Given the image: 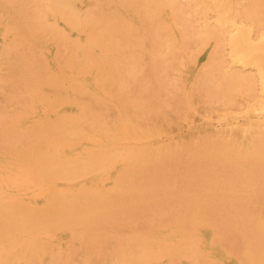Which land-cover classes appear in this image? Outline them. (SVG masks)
Here are the masks:
<instances>
[{
  "label": "bare ground",
  "instance_id": "bare-ground-1",
  "mask_svg": "<svg viewBox=\"0 0 264 264\" xmlns=\"http://www.w3.org/2000/svg\"><path fill=\"white\" fill-rule=\"evenodd\" d=\"M25 1L24 20L50 13L77 39L54 64L14 46L0 77L29 103L0 105V264H264V0ZM194 43L212 51L181 96L244 115L173 144L154 123Z\"/></svg>",
  "mask_w": 264,
  "mask_h": 264
},
{
  "label": "rangeland",
  "instance_id": "rangeland-1",
  "mask_svg": "<svg viewBox=\"0 0 264 264\" xmlns=\"http://www.w3.org/2000/svg\"><path fill=\"white\" fill-rule=\"evenodd\" d=\"M17 1H19V0H17ZM17 1L0 0V62H1L0 63V77L3 76V78L7 79V82L11 81V77H10L11 74H10L9 65H10L11 59L13 58L12 56H13V47L14 46H15V49H17V48H19L20 50L25 49V52L22 53L23 57L20 56L22 58L21 60H24V61L31 60L33 62H36L37 64H42V62L44 60H48L50 62V64H54L55 61H54L53 57L57 52L58 46L61 44H67L70 41L77 39L76 32L73 31V26L67 24L63 19H60V18L57 19L56 17L51 16L50 13H48L44 17L38 16L36 19H34L32 21L28 20V22H27L26 20L28 18V15L31 14L32 12H35V11L31 10L32 7H30V4L28 5L29 9H28V7L26 9L25 5L27 6V4H28L26 1H25L26 4H24V6L21 5V3L23 4V0H20V2H18L20 4H18ZM92 1H94V0H77V3L79 5V7L82 8L83 11H85V10H88V9L95 7L94 6L95 4H93V3L94 2L96 3L97 0H95L94 2H92ZM11 3H12V5H15V4L16 5L12 6ZM90 4H93L94 7L93 6L90 7ZM23 8H25V11L30 10L32 12L28 11L29 12L28 13L26 11L24 14ZM33 8H35L34 5H33ZM35 9L39 10L40 8L37 7ZM25 15L27 16L26 20H24ZM21 17H23V19H20ZM16 19H20V20H16ZM59 34H63L65 36V41L63 38L59 39ZM211 51H212L211 45H207V46L202 48V47H198L197 44L194 43L192 48H191V52L195 56V63H189L191 61L187 58H184L182 60H178V63L180 62L179 66H178L179 70L177 72L175 71V72L171 73V77H169L170 79L167 78V82H168V83L166 82L167 87L164 86L165 89L163 88V90H162V94L165 93L164 94L165 97H162V98H164L163 99V105L167 106L170 109V110L166 109V110H169L168 111L169 113L168 112L167 113L170 114V116L173 114L175 115V116L173 115V117L171 116L174 121L172 120V118L170 116H169V121H168V119H165V116H166V118H168L167 117L168 114L167 115L164 114L163 118L165 120L162 119L161 118L162 116H161L159 118L161 120L157 119L156 121H158V122H156L154 124L157 126V128H158V124L159 125H161V123H162V125L164 124L163 126L165 127V129L167 131L164 130V127L162 125L160 126L161 129L160 128H158V129L164 131V134H165V132H167L168 136L170 138L173 136L174 137V138L172 137L174 139L172 141L173 144H175L176 141L179 143H184L186 141L188 142L190 138L194 139L196 135L201 133V132H197V131L202 130L203 133L201 136L207 135L208 133H211V132L215 131L216 129H220L221 123H225L226 120L227 121L231 120L232 118H234L233 116L239 117L241 115H244L243 112H241L240 110H237V112H233L234 114H232L231 116H228L227 119H224L223 116L225 114H227V111L225 112V110L221 108V107H223L221 105V103L217 104L215 102H210V103L208 102V104H205V102H204V104H203L202 101L195 98L193 100V102L191 104H189L185 100V98L182 97L183 95L181 96V94L183 92V89L181 87L182 85H174V84H178V83H185V86H191V84L195 83L197 80V72L199 69H202L204 67L205 57ZM64 55L66 56V53L63 54V56ZM60 58L62 59L63 57H60ZM60 58H59V61H60ZM142 59L145 60L146 57L143 58V56H142ZM143 64L146 66V62ZM190 65H194V66L189 68ZM63 66H64V64H63ZM66 68H67L66 70L65 69H63V70L68 72V75L73 74L72 68L69 67V70L72 71L71 74H69L70 71H68V67H66ZM19 76H21V75H19ZM19 76L15 77L17 81L15 79H13L16 81V83H14V84L19 86L18 87L19 89L16 90L17 86L14 85V92H17L18 95H20L19 93H21L20 97L22 98V96H24L25 94H28L27 86L30 84H29V81L26 84V82H27L26 79L25 78L23 79ZM170 80L172 81V84H171ZM15 81H13V82H15ZM40 83H43V82L39 81V85H40ZM44 84L45 83H43V85H40V86L37 85V89H39V92H38V90H37V92L40 94H44L45 96H49V97L54 96V93L56 94V90L54 87L51 86L52 84H50V86L48 85L49 83H47L46 85H44ZM170 86H171V90L173 93L171 92V90L169 88ZM167 89L169 90V92ZM181 89H182V91H181ZM42 90H43V92H42ZM9 91H10V87H7V84L4 87L2 86L0 88V105H2V106L4 105V108H6L9 111H12L14 109V107L26 109V106H28L29 103H28V105H25V106H22L20 103H19L20 106H18V103H16L17 105L15 106L16 101L15 102L11 101L12 103H10L9 97H7L8 99L5 98L6 96H10L12 94L11 91H10L11 94L8 93ZM22 91H23V93H22ZM175 95L177 96V98ZM166 97H168V98H166ZM178 100H181V101H179L180 105L176 103V101L178 102ZM169 101H174L173 102L174 104H171L172 102H169ZM181 102H183V103L181 104ZM197 102H199V103H197ZM184 103H185V105H184ZM9 104H12V106L9 107ZM186 104H188V105H186ZM7 105H8V107H5ZM165 106H164V108H165ZM171 108H172V110H171ZM175 110L177 112L176 114L174 112ZM177 110L181 111V112L179 113ZM186 110H188L190 113ZM164 111H165V109H164ZM41 113H42V110H41L40 103H35V107H33L32 115H31L30 119H28L26 121V123L32 124L34 122V118L39 117ZM179 114H182V115H179ZM174 117L175 118L177 117V118L175 119ZM160 121H162V122H160ZM164 121H167V123ZM166 124L168 125V127L166 126ZM195 131L197 132V134ZM190 133L193 137L190 135ZM193 134H195V135H193ZM198 136H196L195 139H197ZM201 136H199V137H201ZM183 139H184V141H183ZM81 246H82L81 242L78 241L75 243V249L76 248H77V250L83 249L82 248L83 246L82 247ZM82 256L77 257L78 260L75 257V262L77 264H84V263L89 264V262L91 263V261H93V260H87L86 257L83 256L84 257L83 258ZM49 258L50 257H46L45 260H49ZM80 258L83 259L84 263L80 261V260H82ZM164 261L165 260H163V262ZM104 262H105V264H107L106 261H104ZM104 262L101 264H104ZM93 263L95 264V262H92L91 264H93Z\"/></svg>",
  "mask_w": 264,
  "mask_h": 264
}]
</instances>
